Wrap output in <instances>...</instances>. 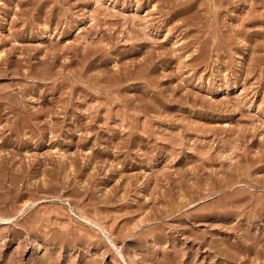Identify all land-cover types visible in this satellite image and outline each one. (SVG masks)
I'll return each instance as SVG.
<instances>
[{"label": "rangeland", "instance_id": "1", "mask_svg": "<svg viewBox=\"0 0 264 264\" xmlns=\"http://www.w3.org/2000/svg\"><path fill=\"white\" fill-rule=\"evenodd\" d=\"M0 264H264V0H0Z\"/></svg>", "mask_w": 264, "mask_h": 264}]
</instances>
